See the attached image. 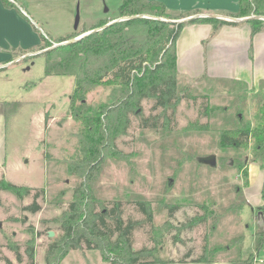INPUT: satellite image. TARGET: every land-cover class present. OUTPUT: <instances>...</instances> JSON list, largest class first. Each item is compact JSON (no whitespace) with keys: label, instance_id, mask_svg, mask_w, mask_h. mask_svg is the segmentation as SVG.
Segmentation results:
<instances>
[{"label":"rangeland","instance_id":"374dc122","mask_svg":"<svg viewBox=\"0 0 264 264\" xmlns=\"http://www.w3.org/2000/svg\"><path fill=\"white\" fill-rule=\"evenodd\" d=\"M122 1L16 0V6L24 11L36 31L53 44L54 39L68 33H76L72 37L76 38L115 18L126 17L118 12ZM165 1L173 7L179 0ZM210 4L213 8L209 10L202 8V3L199 5L205 12L228 16L232 0H210ZM216 4L224 8H216ZM201 9L195 14L204 13ZM77 11L79 22L75 30ZM209 25L210 34L190 52L199 64L200 76L176 77L181 98L174 112L168 108L162 114L154 98L144 97L137 111L128 114V127L123 128L121 118L113 119L109 128L112 137L100 148L104 158L90 186L96 200L108 209L114 201L120 202L125 221L145 220L135 203H150L153 222L145 220L131 234L135 250L157 244L156 254L172 260L168 264H244L247 260L250 264H264V247L258 254L254 251L255 232L264 223V166L260 161H251L253 140L238 149L219 145L221 130L240 125L238 115L243 122H249L251 129L258 124L264 83L247 84L237 78L219 77L224 76L222 71L233 77L242 67H249L245 58H238L239 49L232 54L217 42H210L215 34H211ZM144 34L142 29L133 28L129 37L137 39L136 43ZM38 54L14 55L8 66L0 68V177L35 188L22 199L0 190V264H7L3 257L9 258L10 264H28L24 249L30 242L34 245V264H46L48 247L62 234L61 214L88 169L84 167L83 174L68 170L69 163L81 158L77 135L81 125L68 113L74 76L45 75V58ZM160 58L161 55L158 61ZM143 64L155 66L152 62ZM212 64L220 71L219 78L207 76L213 71L208 72L207 65ZM136 74L142 75L143 70H136ZM118 88V84L111 83L90 90L85 97L90 113L96 115L101 104L114 105ZM12 101L20 102V106L6 121L4 104ZM154 116L156 125L150 127ZM203 124L208 128H198ZM211 155L215 166L200 161ZM239 158L245 164L238 167ZM37 190L40 194L36 202L41 208L36 212L25 210ZM168 205H174L171 212L165 207ZM194 216L204 219L178 232L177 227L189 223ZM165 222L170 225L165 226ZM50 230L54 233L49 237ZM177 234L178 241L174 238ZM12 244L18 245L22 260L11 250ZM205 244L211 250L206 255L207 263L195 262L202 256ZM51 258L55 264H113L104 260L98 250L84 246L69 250L59 262L55 255Z\"/></svg>","mask_w":264,"mask_h":264},{"label":"trees","instance_id":"16d2710c","mask_svg":"<svg viewBox=\"0 0 264 264\" xmlns=\"http://www.w3.org/2000/svg\"><path fill=\"white\" fill-rule=\"evenodd\" d=\"M1 2L5 8H15L19 15L30 20L23 15L12 0H1ZM118 12L120 16L151 14L159 17L183 18L199 11L190 9L187 13L183 11L172 14L161 0H123L118 7ZM253 13L264 15V0H238L237 10L226 12L228 16L234 18L250 16ZM246 22L251 28V38L255 33L264 29L263 20L252 18ZM190 23L211 24L213 35L221 25H235L237 21L200 16L175 23L149 17H131V19L116 21L77 41L52 47L38 54L45 58V75L72 74L74 76L75 86L69 96L68 113L81 125V130L77 133L78 151L81 152V158L77 159L76 163H69L68 170L71 173L83 174V168H88L84 173V179L75 186L73 198L68 203L67 209L61 214L59 222L62 234L56 237L48 247L46 264H55L51 258L52 255H55L56 261L59 262L69 250L82 249L83 246L87 249L98 250L104 260L113 264H168L172 262L156 254L157 244L151 248L142 247L137 250L133 248L131 240L133 230L145 220L153 222L149 202L137 200L135 203L145 215V220L125 221L122 218L121 203L114 201L113 206L108 209L104 203L96 200L90 184L99 173L100 163L104 158L100 148L104 147L106 141L112 137L109 128H112L113 119L121 118L123 128L128 127L130 122L128 114L137 111L140 100L144 97L154 98L155 105L162 108V114H165L168 108H172V113L174 112L181 98L177 94L176 40L183 26ZM133 28H139L145 32L136 43L134 41L137 39L130 40L129 37V32ZM34 29L36 30L35 27ZM76 35L71 32L54 40L62 42ZM40 38L41 43L36 46V50L44 49L45 46L52 44L48 37L40 34ZM160 55L161 60L158 61ZM145 62H152L155 66H144ZM136 70H143V74H136ZM111 83L119 85L118 101L110 106L101 104L98 113L91 114V106L85 100L86 94L98 85ZM257 97L260 95L258 94ZM19 106L20 102L17 101L4 104L3 113L6 121L18 110ZM207 109L208 107L206 111ZM238 116L240 117L238 127L221 130L220 147L238 149L240 146H247L249 141L253 140L251 161H260L264 166V104L258 115L259 122L252 129L249 122H243L241 115ZM153 118L150 127L156 125L157 116ZM165 118L168 124V118ZM144 125L147 126V121ZM207 126L203 124L198 128L206 129ZM244 164L243 158L237 160L238 167ZM0 190L8 191L18 199H22L30 195L35 188L13 184L4 177H0ZM38 193L39 190L34 193L31 204L24 206L25 210L36 212L41 208L36 202ZM261 197L264 199V183ZM165 207L171 212L174 205ZM262 216L264 218V212ZM203 219L201 216H194L189 223H182L178 226L177 230L179 232L189 225L198 224ZM164 225L168 227L170 224L165 222ZM152 230L156 232V227ZM255 234L254 251L258 254L264 247V223L263 228ZM174 238L178 241L180 237L177 234ZM207 248L205 244L202 256L194 260L195 262L207 263L206 255L211 251ZM11 250L19 260H22L17 244H12ZM24 253L28 257V264H34V245L31 242L25 246ZM3 258L7 264H10L9 258ZM244 264H250V262L247 260Z\"/></svg>","mask_w":264,"mask_h":264},{"label":"crops","instance_id":"0c3cea01","mask_svg":"<svg viewBox=\"0 0 264 264\" xmlns=\"http://www.w3.org/2000/svg\"><path fill=\"white\" fill-rule=\"evenodd\" d=\"M12 1L16 4V0ZM161 1L164 2V0ZM200 3L204 5L202 7L204 9L213 8L210 6V0H179L174 5L175 7L170 6L166 1L164 2L167 10L174 13L190 9L200 10ZM231 6V11L237 10L238 0H232ZM217 7H222L223 9L224 5H217ZM201 10L204 11L203 9ZM22 13L25 15L24 11ZM204 13L217 14L219 12L204 11ZM34 27L35 25L30 20H26L19 15L15 8H5L0 0V68L8 66L14 55L21 54L18 56L24 57L36 51V46L41 43V38ZM210 31L211 27L208 23H190L183 26V30L176 40L177 75L187 78L200 76L197 75L199 64L190 52L202 38L210 34ZM210 42H217L223 47L224 51L227 50L232 54L238 52L239 49L238 58L243 57L248 63L247 67L249 68H245L246 66L242 67L233 77L228 71H222L224 76L219 77L237 78L247 84L264 80V29L255 33L251 38V28L247 22L237 21L235 25L224 24L220 26ZM221 61H223L222 58ZM226 63L228 62H225V65ZM213 67L214 64L207 65L208 72L213 69L207 76L218 77L217 74L220 71ZM229 67L227 66L228 69Z\"/></svg>","mask_w":264,"mask_h":264},{"label":"water","instance_id":"95a60500","mask_svg":"<svg viewBox=\"0 0 264 264\" xmlns=\"http://www.w3.org/2000/svg\"><path fill=\"white\" fill-rule=\"evenodd\" d=\"M200 16H203V17H214V18H221V19H225V20H228V21H232V22H235V21H248V20H252V18H255V19H260V20H263L264 21V15H261V14H252L250 16H246V17H231V16H226V15H223V14H220V13H217V14H209V13H200V14H195V15H191V16H187V17H183V19H178V20H173V19H168V18H163V17H159V16H155V15H151V14H136V15H131V16H126V17H118V18H115L113 19L112 21L100 26L99 28H96L94 30H91V31H87L83 34H80L78 37L76 38H72V39H66V40H62V42H55L52 44V46L50 47H47L45 48V50H48L52 47H56V46H60L62 44H67V43H70V42H74V41H77L79 40L81 37L83 36H86L92 32H95L96 30H99V29H103L111 24H113L114 22L116 21H121V20H126V19H131V17H145V18H153V19H158V20H161V21H170V22H175V23H180V22H183V21H187L189 19H192V18H196V17H200ZM78 22H79V14H78V11L76 12V17H75V23H74V29L76 30L77 29V26H78ZM45 50H40V51H37V52H33V53H42V52H45ZM31 53V54H33ZM200 161L202 163H207L209 164L210 166H215V157L213 155L211 156H204L203 158L200 159ZM53 231L50 230L48 232V236H52L53 235Z\"/></svg>","mask_w":264,"mask_h":264}]
</instances>
